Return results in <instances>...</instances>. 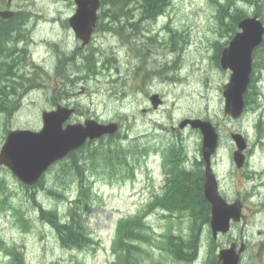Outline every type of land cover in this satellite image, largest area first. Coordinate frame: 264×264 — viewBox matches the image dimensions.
<instances>
[{
  "label": "rangeland",
  "instance_id": "obj_1",
  "mask_svg": "<svg viewBox=\"0 0 264 264\" xmlns=\"http://www.w3.org/2000/svg\"><path fill=\"white\" fill-rule=\"evenodd\" d=\"M217 1L228 0H172L156 18L145 17L130 5L134 16L121 15L113 23L106 15L103 28H96L90 43L83 46L69 24L77 8L74 0H0L14 16L22 13L23 20L19 33L23 40L15 38L19 42L12 47L11 57L0 58V95L14 101L12 109L0 113V150L10 129H41L43 112L56 109L57 104L76 109L65 126L89 118L120 122L115 135L95 140L79 153L91 156L85 164L84 157L78 161L83 164L76 170L79 182L74 175H65L66 185L59 181L70 159L52 166L43 185L36 187L25 185L0 165V264H11L9 249L19 251L27 264H114L119 220L143 209L152 239L141 242L142 264H205L207 250L186 262L162 246L172 245L171 235L187 240L191 231V209L180 199L196 195H173L176 173L169 176L162 169L170 149L166 145L179 138L192 162L197 164L195 157L202 156L198 153L202 133L179 128L185 118L208 119L218 127L220 146L212 163L221 191L230 201L238 197L246 205L243 221L232 223L230 232L217 242L210 226L206 227L209 245H217L218 252L237 236L238 246L242 241L247 245L242 263L264 264V62L254 71L258 104L253 103L240 119L225 115L223 86L231 73L222 69L217 53L219 44L225 47L231 38L219 18ZM234 6L248 15L257 9L264 19V3L254 6L236 0L230 5ZM86 55H92L96 64L99 61V67L110 69L97 67V73H88ZM153 93L164 100L157 109L150 101ZM233 132L248 140L242 168L233 159ZM101 145L108 146L109 159L96 150ZM80 182L90 197L85 214L90 238L85 246L69 247L62 244L40 207L65 218L71 205L68 199L78 193ZM55 184V194H50Z\"/></svg>",
  "mask_w": 264,
  "mask_h": 264
},
{
  "label": "water",
  "instance_id": "obj_2",
  "mask_svg": "<svg viewBox=\"0 0 264 264\" xmlns=\"http://www.w3.org/2000/svg\"><path fill=\"white\" fill-rule=\"evenodd\" d=\"M77 8L69 18V24L75 35L82 40L83 46L88 44L97 26L101 0H74ZM15 12L0 9L3 19L11 18ZM239 30L229 44L222 50L220 64L222 69L230 70L229 81L223 86L225 99L224 113L232 119H240L246 109L245 95L252 82L253 54L264 39V22L256 14L239 21ZM154 108H158L163 100L159 94L151 96ZM75 109L57 105L56 109L44 111L43 127L40 130L30 128L11 129L0 150V164L8 167L24 184H36L49 167L70 152L83 146L87 140H95L105 135H114L119 130L118 122L101 123L95 119H87L85 123L68 124L67 120ZM200 129L203 134V157L205 168V198L212 206L211 228L215 238L218 234H226L232 221L241 220L242 203L238 199L232 203L224 198L218 185V178L212 166V157L217 151L220 134L214 123L207 119L187 118L179 126ZM231 137L237 145L233 159L240 168L245 163L244 150L248 143L242 133L233 132ZM246 249L242 243L239 250L236 242L219 249V264H241L242 254ZM249 264H260L257 262Z\"/></svg>",
  "mask_w": 264,
  "mask_h": 264
},
{
  "label": "trees",
  "instance_id": "obj_3",
  "mask_svg": "<svg viewBox=\"0 0 264 264\" xmlns=\"http://www.w3.org/2000/svg\"><path fill=\"white\" fill-rule=\"evenodd\" d=\"M244 1L254 6L264 3V1ZM101 2L102 4L99 12L98 24L96 27L97 29L103 28L106 15L109 16L110 21L113 23H118L120 20L119 17H121V15H133L132 9L134 8H129L130 5H135L138 9H140V14L144 15L145 17L156 18L166 12L167 7L171 4L172 0H101ZM232 2H236V0H228L227 3L224 4L217 1L218 5L220 6L219 18L225 25L226 31H228V36L230 38H232L233 35L238 31L239 21L248 15L241 7L235 6L234 8H231L230 5ZM255 13H258L260 16H262L261 12L257 9H255ZM20 14L22 13H17V15L13 16L10 19H2L0 17V58H3L6 54L11 57L12 51L10 52V49L13 50V48L8 47L7 43L12 35L15 38H19V33L21 32V24L23 22V20H21L22 17H20ZM109 27L110 26L107 25V28ZM222 47L223 45L219 44L217 53L218 63L220 60ZM9 57H5V59L9 60ZM85 59L88 61V68L86 69L87 72L91 74L97 73L96 68L99 61H97L96 64V60L92 55H86ZM262 62H264V40L254 52V71ZM34 67L38 68L39 65L35 64ZM74 67L78 66L75 64ZM99 68H104V70L110 69L109 66L106 67L105 65ZM26 85L27 83L25 82L23 86ZM4 87H8V85L5 84ZM253 88H255L254 76L252 84L245 96L246 110L252 108L253 103H256L257 101L258 91H254ZM13 102L10 101L6 94L2 93L0 95V113H7L8 109H12L11 103ZM9 114L11 115V112ZM258 126H262V121L258 122ZM177 140H179V143H183V138H179ZM91 142L93 141H89L86 145L71 152L66 157V159H70V166L69 169L66 170V173H62L60 175L63 180L59 179V181L66 185L68 182L65 175H74V177H76L79 182L77 176L78 173H76V170H78L81 165H83L79 164L78 162L83 157V155L79 153L90 146L92 144ZM107 149V145H101L96 148V150H98V152H100L105 158L111 157V154L107 151ZM169 156L174 157V155L171 154ZM66 159L60 162H67L68 160ZM90 159L91 156L84 157V164L87 163ZM59 170L60 168L57 170V173L59 172ZM79 175L82 178V170L79 172ZM44 180L45 178L42 177L41 180L33 187L42 186ZM80 184L83 183L80 182L79 185ZM56 185L57 184H55L52 189H49L50 194H55L53 189L56 187ZM61 194L63 195V193ZM63 196L67 198L66 195ZM89 198V195L86 194V192L80 185V190L75 195V199L70 201L67 198L70 201L71 205L69 207L68 214L66 215V219L59 217L57 211H54L53 209L49 210L43 208L42 206L40 207V211L42 213H47L45 217L52 224V226H54L60 240L62 241V244H64L65 246L82 247L89 243L90 232L85 221L86 210L88 208V205L90 204ZM180 200H182V204L189 206V208L191 209L189 216H191L190 220L192 232H190V234L187 236L189 237V240L187 239L185 241H182V238L179 235H171L169 236V241L172 243V245L166 246V244H164L162 246L164 249L171 251L177 258H179V260L192 262L199 254L200 240L202 237L201 232L203 229L202 225L206 223L209 224L211 210L209 207V203L206 201L203 195L196 196L192 199L181 198ZM143 210H140L135 215L123 217L119 220L117 226V235L113 242V252L115 255L114 264H142L140 256H143L145 250L142 247L141 242L149 241L152 239L150 227L144 222V216L147 212L142 213ZM8 252L10 254L9 256L11 259V264H27L19 251L9 249ZM207 264H219L217 245L215 244L210 245Z\"/></svg>",
  "mask_w": 264,
  "mask_h": 264
},
{
  "label": "flooded vegetation",
  "instance_id": "obj_4",
  "mask_svg": "<svg viewBox=\"0 0 264 264\" xmlns=\"http://www.w3.org/2000/svg\"><path fill=\"white\" fill-rule=\"evenodd\" d=\"M0 8L6 9V7H4L1 4V2H0ZM166 150H167V148H166ZM188 152L189 151H188V148L186 147L185 143L184 142L180 143L179 144V150L177 149V151L174 152V155H175L174 157H170L168 159H165V158L163 159V162H165V163L162 164V169H163L164 173L168 174L169 176H171V173H174V172L176 173V177L173 180L174 186L172 187L173 195L188 197L192 194H195L196 196L203 195L205 197V195H204L205 162L202 160V156H201L202 155V147H200L199 152H198L201 157L200 158L195 157V159H197V161H198L197 164H195L194 161L192 162ZM166 181H168V179H166ZM170 182H172V181L170 180ZM220 191H221V187H220ZM221 193L228 201L231 200L229 196L226 197L223 194V191H221ZM195 195H193V197ZM237 199H240V198L237 197ZM240 200H241L242 205H243V218H244V216H245L244 210H245L246 205H245L243 199H240ZM209 207L211 210V205ZM188 208H189V206H188ZM241 221H243V219ZM208 225L210 226V223L209 224L206 223V224L202 225V227H204V228L201 232L202 237L200 240L199 249H201L203 252L205 250H207V252H208L209 248H210L209 237L207 234H204L205 229H206V227H208ZM190 232H192V231H190ZM210 232H211V229H210ZM203 234H204V236H203ZM211 237H213L212 232H211ZM239 239L240 238H237V236H236L235 240H233V241H236L237 245H238ZM242 242H244V241H242ZM207 256H208V254H207ZM207 261H208V259L206 258L205 264H207Z\"/></svg>",
  "mask_w": 264,
  "mask_h": 264
},
{
  "label": "bare ground",
  "instance_id": "obj_5",
  "mask_svg": "<svg viewBox=\"0 0 264 264\" xmlns=\"http://www.w3.org/2000/svg\"><path fill=\"white\" fill-rule=\"evenodd\" d=\"M250 6V5H249ZM235 7V6H234ZM253 11V10H252ZM248 14V13H247ZM136 15V14H135ZM25 16V15H24ZM134 16V15H133ZM160 16V15H159ZM129 17V16H128ZM24 18V17H23ZM143 18V17H142ZM145 18V17H144ZM143 18V19H144ZM141 19V18H140ZM229 20V19H228ZM132 21H134V20H132ZM139 20H137V22H138ZM117 22V21H116ZM131 22V21H130ZM129 22V23H130ZM135 22H136V20H135ZM140 22V21H139ZM131 25V24H130ZM132 26V25H131ZM128 27V26H127ZM230 29V28H229ZM231 30V29H230ZM108 32V31H107ZM113 32H114V30H113ZM102 33H106V32H102ZM94 34V33H93ZM231 34V33H230ZM229 34V35H230ZM93 36V35H92ZM18 39H21L20 37L18 38ZM133 39V38H132ZM21 40H23V39H21ZM81 40V39H80ZM7 41V40H6ZM228 41V40H227ZM19 41L18 40H15V37L12 35L11 36V38L8 40V43H7V45H8V47H13L14 45H16L17 43H18ZM229 42V41H228ZM83 43V42H82ZM90 43V42H89ZM227 44V43H226ZM83 45V44H82ZM87 45V44H86ZM225 45V44H224ZM12 51V49H10V52ZM21 51L22 52H25V50L24 49H21ZM73 52V51H72ZM71 52V53H72ZM75 52H76V50H75ZM75 52L73 53V55L75 54ZM98 54V53H97ZM80 55V54H79ZM96 56V55H95ZM74 57V56H73ZM76 57V56H75ZM81 57V56H80ZM83 57V56H82ZM78 59H80V58H78ZM82 59V58H81ZM108 59V58H107ZM262 59V58H261ZM61 61H63V58L61 59ZM83 61V60H82ZM85 63V62H84ZM99 63V62H98ZM260 64V63H259ZM77 65V64H76ZM99 65V64H98ZM78 66V65H77ZM97 67H99V66H97ZM108 67V66H107ZM79 69V68H78ZM24 70V69H23ZM97 72V71H96ZM33 85V84H32ZM257 89V88H256ZM258 91V90H257ZM13 92V91H12ZM255 94V93H254ZM255 96V95H254ZM252 102V101H251ZM256 103H257V101H256ZM58 105V104H57ZM254 105V104H253ZM252 105V106H253ZM70 108H73V107H70ZM75 109V108H74ZM253 109V108H252ZM76 110V109H75ZM76 112V111H75ZM75 112H74V114H75ZM262 131V130H261ZM262 141V140H261ZM261 143H263V142H261ZM264 144V143H263ZM260 145V144H259ZM94 151V150H93ZM83 155V157H89L90 155H89V152L88 153H85V154H82ZM82 157V158H83ZM255 171V170H254ZM257 172V171H256ZM253 174V173H252ZM252 176V175H251ZM256 186V185H255Z\"/></svg>",
  "mask_w": 264,
  "mask_h": 264
}]
</instances>
